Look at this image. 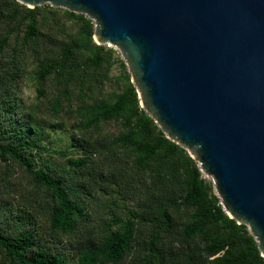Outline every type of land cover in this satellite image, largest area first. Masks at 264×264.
Masks as SVG:
<instances>
[{
  "label": "trees",
  "instance_id": "obj_1",
  "mask_svg": "<svg viewBox=\"0 0 264 264\" xmlns=\"http://www.w3.org/2000/svg\"><path fill=\"white\" fill-rule=\"evenodd\" d=\"M41 10L55 9L0 0V53L11 37L21 47L36 44ZM62 12L82 27L47 50L33 72L36 92L45 96L49 81L59 87L50 111L67 106L85 137L72 139L76 158L50 150L63 160L62 171L39 163L43 131L34 114L23 124L0 70V264H264L256 240L225 214L196 161L140 108L123 62L120 91L103 95L114 51L94 43L90 19ZM12 56L0 63L4 72L15 64V47ZM108 123H120L121 131L86 136ZM13 168L25 172L28 190H17ZM11 198L22 205L12 208ZM97 209L106 216L96 225ZM36 214L44 216L51 241L40 234ZM53 240L68 241L71 253Z\"/></svg>",
  "mask_w": 264,
  "mask_h": 264
},
{
  "label": "water",
  "instance_id": "obj_2",
  "mask_svg": "<svg viewBox=\"0 0 264 264\" xmlns=\"http://www.w3.org/2000/svg\"><path fill=\"white\" fill-rule=\"evenodd\" d=\"M86 16L140 108L212 179L264 258V0H15Z\"/></svg>",
  "mask_w": 264,
  "mask_h": 264
},
{
  "label": "rangeland",
  "instance_id": "obj_3",
  "mask_svg": "<svg viewBox=\"0 0 264 264\" xmlns=\"http://www.w3.org/2000/svg\"><path fill=\"white\" fill-rule=\"evenodd\" d=\"M44 6L46 5L41 7ZM54 9V11L41 10L40 16L38 17L41 37L35 45L21 47L20 42L16 44L14 38H10L9 43L0 53V63L6 64L12 60V49L15 47L17 53L16 60L14 61L15 64L14 66H10L6 72H4L5 67L3 66H1L0 70L5 81H7L4 82V85L6 87L5 90L8 98L14 102L18 108L23 124L26 126L30 121L29 114H34L37 117L39 129L43 131L44 139L42 140V146L45 148V151L41 153V159L36 158V160L39 161V163L40 161H43L44 164L48 165L53 170L62 171L64 168L63 160L56 155L51 154L50 150H64L71 154V157L76 158L77 154L76 152H73L74 149L71 146L72 139L73 137L77 138L79 136L85 137V132L78 129L76 121L71 118L69 119L68 115L65 114L67 106H63L62 112L57 115H53L50 111L49 103L57 97L59 89V87H56L52 81L47 82L44 86L45 96L40 99L38 98L33 72L36 69V66L46 57L45 54H47V50L50 48L56 49L62 46L71 37H75L77 31L82 27V23L67 20L62 12L64 9ZM84 17L88 19L86 16ZM21 30L23 29L21 28ZM48 40L50 44H48ZM106 48L110 47L106 46ZM111 49L114 51L113 59H115V62L108 71V75L112 80L104 83L102 87L103 95L113 91H120L119 87H121V82L117 81V79H120L123 75V70L120 66V62H123V60L118 49ZM11 74H13L14 78H12ZM75 95L76 93L72 95V103H75L78 100ZM121 129L122 127L120 123H108L101 125L97 132H87L86 136L96 137L98 134L102 136H115L121 131ZM1 167H3V165L0 163V168ZM13 169V179L18 183L17 190L29 187L25 172L19 168ZM202 175L207 181L212 182L210 177H206L203 173ZM26 190H28V188ZM213 190L214 194L217 196L214 188ZM8 204H10L12 208L22 205L19 198H11L10 203ZM105 212L106 211L102 209L94 211L93 218H95L96 225L106 216ZM36 215L40 234L45 239L51 241L50 236L47 234L48 230L44 216L42 214ZM53 243L54 246L60 247L61 250L66 246L67 251L71 253L68 241L53 240ZM56 244H60L61 246Z\"/></svg>",
  "mask_w": 264,
  "mask_h": 264
}]
</instances>
